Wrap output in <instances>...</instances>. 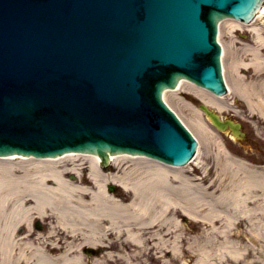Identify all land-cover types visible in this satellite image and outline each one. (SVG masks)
Masks as SVG:
<instances>
[{
  "label": "water",
  "instance_id": "95a60500",
  "mask_svg": "<svg viewBox=\"0 0 264 264\" xmlns=\"http://www.w3.org/2000/svg\"><path fill=\"white\" fill-rule=\"evenodd\" d=\"M256 3L0 0V155L191 160L195 140L162 91L184 77L223 93L216 23ZM199 108L218 129L239 128Z\"/></svg>",
  "mask_w": 264,
  "mask_h": 264
},
{
  "label": "bare ground",
  "instance_id": "6f19581e",
  "mask_svg": "<svg viewBox=\"0 0 264 264\" xmlns=\"http://www.w3.org/2000/svg\"><path fill=\"white\" fill-rule=\"evenodd\" d=\"M258 17L264 18V5L255 19ZM219 23L220 27L230 24L238 29L247 24L228 17ZM254 23L245 27L254 37L251 44L240 42L235 50V39L230 43L220 40L222 30L218 40L223 48L221 63L229 92L243 99L264 120V78H256L263 68L264 54L260 56V50L264 49V37ZM243 49L253 56L247 63L241 60ZM250 62L258 66V71L254 79L246 81L239 71ZM257 82L261 86L256 92L253 86ZM180 92L195 96L218 113L227 109L223 97L186 79L177 89L164 91V100L168 103L167 98ZM253 96L258 99L253 100ZM191 109L197 117L198 109ZM182 120L197 139L196 156L201 145L206 154L211 152L215 157L213 177L205 180L195 175L194 169L188 171L186 165L191 160L184 165H169L153 157L113 154L108 160L113 171L107 173L99 168L97 154L78 152L49 159L0 156V264H105L107 259L148 264L151 257L159 264H190L186 250L195 256L192 264H240V260L254 264L243 259L248 247L230 239L227 229L246 218L252 222L254 237L264 234V225L254 220L258 213L264 215V167L229 155L221 143L215 142L203 120L196 119V133L188 120ZM65 161L78 163L67 166L63 165ZM70 173H76V182L67 178ZM205 173L208 175L207 170ZM108 183L117 184L121 192L107 191ZM32 213L52 216L55 228L61 231L62 246L51 245L48 251L41 244L20 243L16 229L29 221ZM178 213L210 226L201 233L207 246L199 243L202 236L195 235L184 249ZM217 232L223 238L220 242L214 241ZM85 249L95 250L94 256ZM228 259L237 261L229 263Z\"/></svg>",
  "mask_w": 264,
  "mask_h": 264
},
{
  "label": "rangeland",
  "instance_id": "374dc122",
  "mask_svg": "<svg viewBox=\"0 0 264 264\" xmlns=\"http://www.w3.org/2000/svg\"><path fill=\"white\" fill-rule=\"evenodd\" d=\"M236 29H237L236 26H233L230 24L223 25V33L221 36L223 38V41L229 42L232 38L235 40L236 39L238 40L239 38L238 34L241 33L240 32L241 30L239 31ZM247 33L251 36L250 32H247ZM236 45H238V43H236ZM182 95L184 97H181ZM177 98H182V100L184 101L178 102ZM167 100L169 104L180 115V117L182 119L184 118L186 123H187V120L191 123V125H189V122L187 124L194 133L197 132L194 126L196 119L203 120L204 122L203 124H205L208 127V130L214 135L212 137L217 144L221 143L222 145L226 146L232 153L237 155L239 158H242L243 160L247 161L248 164L254 163L257 167H264V120H262V118H260L257 114H255L252 108L246 107L241 102H238L237 105L233 104L234 106L233 109L235 110L233 111V113L235 114V116L233 117L243 123L244 129L249 133V135L253 139L252 141L253 144H250V146H247L249 143H246L247 145L245 144L240 145L230 140L228 136L221 134L217 131H214V129L209 124V122H207V120L202 116V114L199 113L197 114V117H195L194 113L196 114V112L194 109H191V107L193 106L187 102V100H194L191 95L186 94V93L185 94L178 93L176 97L175 96L169 97L167 98ZM224 100L227 102V104L230 105L233 100L232 94L225 95ZM195 102L197 101L195 100ZM222 113H225V115H228V112H222ZM213 146L215 147L214 149H216V145H213ZM200 151L201 152L199 156H195L193 161L186 166L188 168V171L191 169H194L195 175L196 174L197 176L200 175L206 180L208 178L213 177V170L216 169L215 157L211 155V152L206 154L204 152L205 151L204 147H202L201 145H200ZM205 170L208 171V175H206ZM75 174L73 173V175ZM178 218H180L181 220L183 234H184V239L182 242L184 249H187V246H188L187 243L190 242L191 237L195 235L202 236L201 233L203 230H206L207 232V229H210L209 225L202 223L200 221L191 220L189 218H187L186 220V216L180 213H178ZM254 220H258L261 222V224L264 225V215L262 213H258L257 217H255ZM251 223L252 222H249L246 218H240V220L236 222L232 227L228 228L227 231L230 236V239L239 241L241 245L248 247L249 251L247 252V255L243 258L246 262L253 261L254 264H264V234L262 236L254 237L253 233L250 231V228H252ZM215 224H217L216 226H219L218 222H216ZM262 231H263L262 233H264V229ZM220 235L221 234L218 232L213 234V236L215 237L214 238L215 242H220L221 240H223L222 236ZM199 240H200L199 241L200 244L207 246V244H204L205 239L203 238V236L200 237ZM83 252H84V249H83ZM186 253L188 256L187 257L188 263L192 264V262L195 260V256H193L189 252V250H186ZM90 256H94V254H91ZM151 258L148 259V264H159L158 259H154L153 257ZM228 260H229V263L237 261V260L234 261L231 259H228ZM176 262L174 261V263ZM114 263L125 264V262H123L122 260L120 261L118 259H112V260L107 259V261H105V264H114ZM239 263L244 264L245 262L240 260ZM88 264H91V263H88Z\"/></svg>",
  "mask_w": 264,
  "mask_h": 264
},
{
  "label": "flooded vegetation",
  "instance_id": "af4514ba",
  "mask_svg": "<svg viewBox=\"0 0 264 264\" xmlns=\"http://www.w3.org/2000/svg\"><path fill=\"white\" fill-rule=\"evenodd\" d=\"M259 29L264 37V23H259ZM240 39L243 43H249L254 42V37L250 36L247 33L246 28L244 27L241 30L240 33ZM256 45V44H255ZM261 46V45H260ZM261 55L264 54V49L260 50ZM253 58L252 53L248 52L247 49L241 50V60L245 63L248 61H251ZM264 68V62L262 63ZM257 66V65H256ZM253 63H249L246 67H241V71L244 73H254L255 71H258V66L256 67ZM245 74V75H246ZM232 110V108H230ZM230 115H234L233 112L229 113ZM253 139L249 135V133H246V139L245 142H249V144L252 143ZM27 204H30V201H27ZM29 221L26 223H21L18 225L16 229V235L21 238V243H32V245L41 244L43 248H46V250L49 251L51 245L60 247L64 243L62 239V234L60 230H57L54 226L52 217L49 216V214H45L44 216L37 215L36 213H32L29 215ZM29 222V223H28ZM55 252V251H54ZM94 252V251H92Z\"/></svg>",
  "mask_w": 264,
  "mask_h": 264
}]
</instances>
